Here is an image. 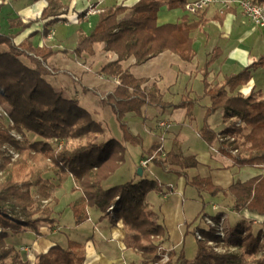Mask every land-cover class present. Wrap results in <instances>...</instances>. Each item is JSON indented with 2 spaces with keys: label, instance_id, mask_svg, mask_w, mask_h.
<instances>
[{
  "label": "trees",
  "instance_id": "1",
  "mask_svg": "<svg viewBox=\"0 0 264 264\" xmlns=\"http://www.w3.org/2000/svg\"><path fill=\"white\" fill-rule=\"evenodd\" d=\"M47 1L48 5L35 19L24 21L21 17H9L4 23L0 20V105L8 118V123L0 119V264H31L24 257L20 239L31 230L41 234L43 225L49 229L57 227L56 211L43 201L57 200L52 190L63 187L71 178L75 183L72 191L82 193L69 203L75 225L88 222L90 209L95 208L103 212L102 219L109 218L112 227L120 221L125 228L139 226L142 236L150 242L142 264H264V229L255 230L252 224H239L234 232V226L226 228L224 223V237L218 227L206 222V226L198 225L196 232L201 237L196 236L197 250L193 258L187 257L184 249L178 253L164 250L161 242H157L163 232L162 225L149 219L139 222L147 207L146 195L155 188L156 180L144 174L138 176L137 171V180L106 185L127 161V143L143 145L141 136L133 134L125 122L127 113L142 115V108L160 106L187 108V114H193L196 99L190 93L183 95L178 103L166 101L156 83L145 87L147 79L137 78L122 64L131 57L142 64L166 50L192 61L196 51L191 33L204 20L191 24L182 21L159 25L157 22L161 7L185 8L189 1L139 0L131 7L124 3L109 5L98 11L97 23L90 33L78 29L77 46L72 53L94 55L97 45L104 42L106 50L118 55L115 61L103 65L100 73L119 82L103 101L116 114L122 139L107 138L106 127L80 98H69L56 88L50 78L48 60L58 51L34 44L32 38L39 31L19 43L16 41L35 22L46 20L40 34L47 38L55 24L69 21L61 0ZM255 1L264 4V0ZM78 14L79 19L84 18L88 10ZM213 51L203 68L204 96L210 97L211 105L206 108L200 135L209 144L216 141L217 149L239 167L264 169V94L251 91L246 95L241 91V87L249 85L253 72L264 66V55L214 84L209 82V67L221 52L219 48ZM220 110L230 122L223 130L216 131L208 119ZM31 136L35 140L30 141ZM219 136L225 139L219 140ZM229 137L234 140H228ZM6 145L19 153L16 160L7 147L3 148ZM235 149L237 153L233 152ZM146 152L145 158L156 154L151 161L179 176L199 165L196 156L183 154L177 140L166 153L162 151L161 141L153 142ZM47 173L55 181L46 178ZM188 184L212 195H230L233 199L230 209L239 215L244 211L256 213L259 217L253 220L264 223V173L245 181L238 179L227 188L201 176L189 180ZM224 215L206 213L202 218L213 217L218 224ZM161 254H168V260L160 261ZM86 256V244L70 239L66 247L60 243L52 245L42 255L40 264H84Z\"/></svg>",
  "mask_w": 264,
  "mask_h": 264
},
{
  "label": "crops",
  "instance_id": "2",
  "mask_svg": "<svg viewBox=\"0 0 264 264\" xmlns=\"http://www.w3.org/2000/svg\"><path fill=\"white\" fill-rule=\"evenodd\" d=\"M138 1L139 0H61L67 8V13L65 15H67L69 21H60L55 24L47 38L41 37L40 34L46 20L35 22L30 28L23 31L17 37L19 39L18 41L16 40L19 43L29 37L34 31H39V34L32 38L34 44L39 46L47 45L58 51L49 58L48 63L54 64L57 70L61 72L72 70L81 74L82 84L79 87L70 85L73 89L64 85L63 79L61 80L58 77H55L57 79L53 80V82L56 88L62 91L65 96L69 98H80L89 110L97 106L96 115L93 114V116L101 120L106 127L107 138L114 136L122 139V131L117 116L112 108L105 104L103 99H101V103L97 102L94 106L86 104L85 97L87 95L85 94V90H88V83H94L97 87H101V95L103 94L104 97L108 93L111 94L115 91L119 84L118 80L113 77L105 76L102 73L100 77L96 74L94 68H97V65L101 63V67L99 68L101 69L106 63L115 61L118 55L115 52L106 50V44L104 42L97 45L99 47H97V51L94 55L77 56L72 53L77 46L78 29L90 33L98 20V12L84 17L88 18L87 20H82V18L79 19L78 13L82 12L88 3L93 2L96 3L98 10L117 3H124L131 7ZM188 1L191 2L194 0ZM47 5V0H0V20L2 23L6 22L9 17H21L24 21L32 20L39 16ZM201 20H204L203 24L194 29L191 33L192 38H194L193 47L196 51V55L192 61H185L179 54L177 55L170 50H166L142 64H138L135 57H131L122 62L123 67L130 68L131 72L137 78L147 79V82L144 83L145 87L149 88L156 83L166 101L178 103L183 95L189 93L196 99V103L192 108V116L187 114V108L164 109L160 106H146L142 108V115L129 112L124 118L132 133L140 135L143 139L145 150H147L153 142L161 141L162 151L166 153L168 150H171L173 141L177 140L181 144L184 155L196 156L199 162L197 167L186 169L183 176H179L175 172H172L176 178L174 179L177 184L174 180L170 182V191L172 194L178 193V196L182 198L186 197V189L190 187L188 181L196 176L211 178L216 185L227 188L238 181V179L245 181L264 173V169L261 168L249 166L239 167L231 157L222 154L216 149V141L213 144H209L200 135V130L205 121L206 108L211 105L210 97L204 96L203 68L205 62L211 57L214 52L213 50L219 48L221 52L220 56L209 67V82L214 84L218 80L220 81L224 75L239 72L243 68L253 64L264 55V28L254 25L250 18L243 12L242 8L235 2L230 6L224 5L223 3H216L198 13L188 12L185 8L170 9L168 6H163L158 12L157 22L159 25L180 23L182 21L191 24L200 22ZM65 49L70 52L67 54L64 52ZM91 59L93 60L94 68L93 71H88V63ZM252 77L249 85L247 84L241 87V91L246 95L251 91H261L264 94V66L256 69ZM208 120L211 127L216 131L223 130L230 122L223 118L222 110L218 111ZM161 121L168 122V126H161ZM127 146L129 150L130 143H127ZM145 157L146 153L142 152L139 161L135 165L134 170L136 173L138 168L141 167V160ZM145 168L146 167H143V174L145 177L150 178L146 176ZM173 168L180 170L179 167L174 166ZM151 170L154 171L153 166ZM121 171L122 167L107 181L106 185L112 186L127 181L122 180L125 179L126 174H123ZM130 175L131 179H138L136 175H132V173ZM74 185L75 183L72 180L71 190ZM76 193L77 192H75V194ZM78 193L79 194L75 195L73 192V197L70 199V202L82 194L81 191H78ZM222 196H225V194L219 193L216 195V197L219 198L217 201L211 199L216 211L214 214H225L226 221L229 220L231 226L252 224L255 230L264 229V223L253 220V217L255 218L258 216L256 213L253 214V212L244 211L239 215V213L230 209V205L233 204V199L230 195H227L231 201L229 207L226 208L221 206L218 201L222 199ZM165 198L168 200L169 196ZM184 203L185 201L182 203V199H179L172 203L173 205L161 204L160 212H158L155 206L157 205V201H151V198H149L147 199V207L142 212L144 215L147 214L144 220L149 219L162 225L164 236H158L157 242H161L162 249L166 251L178 253L180 252L179 249L182 247L180 245H186L187 241H189L191 246H196L197 248L196 231L198 229L197 226L200 224L191 229L189 227L192 223L190 220L196 219V215L198 214L193 212L197 205H193L192 209L190 208L187 211ZM55 211V218L59 219V221L56 222L57 227L49 229L50 233L47 237L43 236V238L36 241L39 247L37 251L41 253L39 258L37 257L33 260L36 261L37 264H40L42 255L47 252L52 245L60 243L66 247L68 244L69 234L66 232L72 227V221L65 223L62 210H57L56 208ZM102 217V211L95 208L90 209V219L88 221L94 224L95 229L99 230V235L105 232L102 234L104 238L108 241H116L117 248L122 254H119L118 250H112L108 253L100 250L95 241L91 240L89 237L81 239L76 238L75 240L84 242L87 245V256L84 264H116V261L128 264L125 258L119 259L123 254L132 256L130 255V250L134 249V247L125 245L127 231L118 232V230H114V227L108 223L109 218L102 219ZM106 222L109 225L107 228H110L111 231L106 232L107 229L102 230L101 224L105 225ZM121 224H123L122 221L118 222L117 226L119 227ZM60 230L65 231L63 234L66 239L65 242L58 234ZM71 231H73V229H71ZM75 233L81 234L79 232ZM169 240L173 241V249L166 248V242ZM187 246H189V244ZM27 250L28 249H26V251ZM33 261L30 260L29 262L34 264Z\"/></svg>",
  "mask_w": 264,
  "mask_h": 264
},
{
  "label": "rangeland",
  "instance_id": "3",
  "mask_svg": "<svg viewBox=\"0 0 264 264\" xmlns=\"http://www.w3.org/2000/svg\"><path fill=\"white\" fill-rule=\"evenodd\" d=\"M93 1V0H90ZM95 4V5H94ZM84 10H88V14L89 15H93L94 13H97L100 9L97 10L96 7V3H88L87 6L85 7ZM83 10V11H84ZM88 18H82V20H87ZM16 40L18 41L19 39L16 38ZM99 47V46H97ZM85 56V55H84ZM87 58V56H86ZM93 60L91 59L88 63V71H93L94 68V63L92 62ZM49 70L51 71L52 76L50 77L52 80H56L58 77L61 80L63 79V84L70 87V85H75L76 87H79L82 83V78H81V74H78L77 72L74 71H70V70H66L65 72H61L60 70H57V68L54 66V64H50ZM101 67V63H99L97 65V68L99 69ZM96 67L94 68L96 70V74L98 76L101 77V73H100V69L98 70ZM88 83V82H87ZM73 89V88H71ZM80 91V90H79ZM85 94L87 95L85 98V103L89 104L90 106H94L97 104V102H100L101 99H103V94L101 95V87H97L96 85H94V83L89 84L88 83V90H85ZM101 103V102H100ZM91 108V107H90ZM96 108L97 106L91 108V112H93V114L96 115ZM98 115V113H97ZM213 116V115H212ZM0 119H2L5 123L8 121L7 115L5 114H1L0 113ZM8 123V122H7ZM10 123V121H9ZM22 139V138H21ZM35 140L34 136H31L30 141ZM23 146H27L25 143H23ZM7 147L4 146L3 148ZM10 149H13L12 147H10ZM16 151V150H15ZM128 160L122 165V173L126 174L125 179L122 180H129L131 179V173L132 175H136L135 172V165L137 164V162L140 159L141 153L142 152H146L145 147L143 145L140 144H130L129 146V150H128ZM10 153V152H9ZM12 155V159L16 160L19 155L15 156L12 153H10ZM19 154V153H18ZM2 162V159H0V163ZM154 167V171L151 170V167ZM145 174L146 176L155 179V188L151 189L147 195H146V202L147 199L151 198V201L156 202L157 201V205L156 206V211L160 212V206L161 204H166V205H173L172 203H174L175 201L182 199V203L183 201H185V208L187 209V211L192 207L193 205H197L194 209L193 212L198 213L196 215V219L190 220L192 221L191 225H189L190 229L193 228L194 226L198 225V224H202L203 226H206V223L204 221V219L202 218V216H204L206 213L209 215H213L216 211L215 208L213 206V201H217L219 198L216 197V195H212V193L210 194L208 191H199L197 188L193 187L192 185L189 184L190 187H188L186 190V197L182 198L181 196H178L177 194H172L170 189H171V183L170 182H174L177 184L176 182V178L173 175L172 171H170L169 169L164 168L163 166H161L160 164L154 163L153 161H151L150 165L148 167L145 168ZM2 175V170H0V176ZM45 177H50L51 180L55 181L54 176L51 173H47L45 174ZM175 178V179H174ZM72 185V180L68 179L67 182L63 185V187L61 188H54L52 190V194L54 197L57 198V200H52L50 202L48 201H43V204H48L52 211H55V209L57 208V210H62V216L63 219L66 222L72 221V227H70V229L67 230V234H69L68 238L70 239H81L84 237H89L91 240H94L97 247L100 248V250L105 251L106 253H108L109 251H115L118 250V246L116 241H108L106 238H104V233H101V235H99V230L95 229L94 224L88 222L83 223L82 225H75L74 222V218H73V213L72 210L69 206V202L70 199H72L73 197V191L70 189ZM77 192L76 194H79L78 191H74ZM75 194V195H76ZM72 195V196H71ZM169 196V199L167 200L165 197ZM222 196V199L218 201V203H220L221 206L223 207H229L231 201L229 200L228 196L226 197ZM210 198V200H209ZM213 201H212V200ZM58 203V205H57ZM196 203V204H195ZM198 207V209H197ZM191 211V210H190ZM194 216V215H193ZM192 216V217H193ZM147 217V214L144 215V213L142 214L141 218H140V222H142L144 220V218ZM195 218V217H194ZM107 221V220H106ZM99 223V222H97ZM108 223L109 225H111V222L108 219ZM108 223L106 222L105 225H102V230L103 229H107L106 232L111 231L110 228H107ZM123 223V222H122ZM229 220L225 221V226L226 228H229ZM100 226V225H99ZM100 228V227H99ZM71 229H73V231H71ZM101 229V228H100ZM41 230V234L35 232V231H28L25 236L21 237L20 242L22 243L21 245V249L27 248L28 250L26 251L25 249H23L25 254V259H27L28 261H33L35 260L37 257L39 258V256L41 255V253H39L37 250L39 249L38 244H37V240L40 238H43V236L47 237L50 233L49 227L48 225H43L40 227ZM114 230H118V232H123V231H127V238L125 241V245L126 246H132L134 247V249L130 250V255H122L121 257H119V259L121 258H125V260L128 262V264H142L143 260H145V258L147 257V250H148V246H149V241L145 238H143L142 233L139 230V226H131L129 228H125L123 224H121V226H114ZM238 230V228H236L235 226L233 227V231L236 232ZM75 232H79L81 234H76ZM65 232H60L58 231L59 236L63 239V241L65 242V236H63ZM66 234V235H67ZM164 236V230L161 233ZM48 239V238H47ZM189 244V246H187ZM173 245V241L169 240L166 242V248L168 249H173L172 246ZM87 246V245H86ZM182 246L179 250L184 249L185 255L189 258H193L196 254V246H191V244L189 243V241H187L186 245H180ZM223 249V248H220ZM119 254H122L120 250H118ZM113 256V255H112ZM31 257V258H30ZM38 261V260H37ZM34 264H37L36 261H33ZM32 262V263H33ZM130 262V263H129ZM123 262L120 261H116V264H120Z\"/></svg>",
  "mask_w": 264,
  "mask_h": 264
},
{
  "label": "built area",
  "instance_id": "4",
  "mask_svg": "<svg viewBox=\"0 0 264 264\" xmlns=\"http://www.w3.org/2000/svg\"><path fill=\"white\" fill-rule=\"evenodd\" d=\"M233 2L237 3L242 8L243 12L250 18V20L254 23V25L264 28V4L256 2L255 0H194V1L188 2L185 6V9L188 12L191 11V13H198V12L203 11L204 9H207L208 7H210L216 3H223L224 5L230 6ZM0 113L7 115V113L1 107V105H0ZM160 125L167 127L168 122L161 121ZM13 135H15L18 139L22 138L21 135L17 134L16 132H13ZM218 139L224 140L225 138L222 136H219ZM228 140L233 141L234 137H229ZM7 149L13 155L18 156L17 151L10 149V147H7ZM237 151H238V149L237 150L235 149L233 152L237 153ZM155 155L156 154H154L152 157H147V158L142 159L141 160L142 167H147ZM204 221L207 224L211 225L212 227L213 226L218 227L219 234L222 237L225 236V233L223 231V226H224V223L226 221V215L222 216L221 221L218 224L215 222V220H213V217H210V216H205ZM196 236L199 238L201 237L199 232H196ZM23 249L26 250L27 248L23 247ZM160 258L161 259H159V260L164 262V261L168 260L169 256H168V254H161Z\"/></svg>",
  "mask_w": 264,
  "mask_h": 264
},
{
  "label": "water",
  "instance_id": "5",
  "mask_svg": "<svg viewBox=\"0 0 264 264\" xmlns=\"http://www.w3.org/2000/svg\"><path fill=\"white\" fill-rule=\"evenodd\" d=\"M138 174H139L140 176L143 175V167H142V166L138 168Z\"/></svg>",
  "mask_w": 264,
  "mask_h": 264
}]
</instances>
